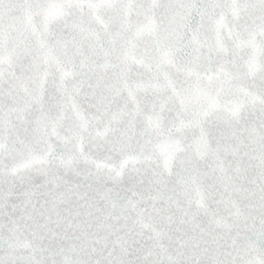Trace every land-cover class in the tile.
<instances>
[{"label":"snow or ice","instance_id":"snow-or-ice-1","mask_svg":"<svg viewBox=\"0 0 264 264\" xmlns=\"http://www.w3.org/2000/svg\"><path fill=\"white\" fill-rule=\"evenodd\" d=\"M0 264H264V0H0Z\"/></svg>","mask_w":264,"mask_h":264}]
</instances>
